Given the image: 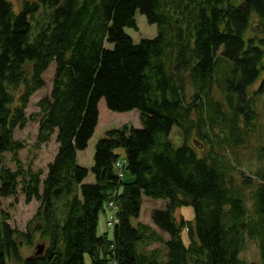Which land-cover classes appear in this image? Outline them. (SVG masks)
I'll return each instance as SVG.
<instances>
[{"label":"trees","instance_id":"16d2710c","mask_svg":"<svg viewBox=\"0 0 264 264\" xmlns=\"http://www.w3.org/2000/svg\"><path fill=\"white\" fill-rule=\"evenodd\" d=\"M138 12L158 33L137 43L126 28H138ZM253 13L264 32V0H26L20 11L0 0V200L22 182L27 200L41 202L24 239L31 244L38 233L47 243L42 255L21 259V233L0 209V264L13 255L21 264H86V257L91 264H254L241 258L247 239L257 242L264 264V138L260 166L251 176L241 171V182L234 177L237 154L235 164L217 150L244 143L249 129L237 125L240 115L253 130L257 112L249 90L262 74L264 91V35L246 36ZM53 63V89L39 103L38 143L56 135L59 148L41 181V171L12 170L2 161L24 148L15 130L26 126L30 99ZM214 89L228 103L238 99L225 144L204 129L223 114ZM101 100L115 112L138 110L142 127L108 131L87 168L78 154L99 126ZM192 112L199 115V136L211 145L204 156L185 137L179 147L171 140L174 126L185 135L194 128ZM118 149L129 182L117 175ZM90 172L95 182H85ZM143 196L168 200L165 210L152 213L155 227L131 223ZM111 200L118 222L112 234L99 233L101 213L113 212ZM182 206L193 207L194 222L177 220ZM153 243L164 244L165 257L157 248L140 249Z\"/></svg>","mask_w":264,"mask_h":264},{"label":"rangeland","instance_id":"374dc122","mask_svg":"<svg viewBox=\"0 0 264 264\" xmlns=\"http://www.w3.org/2000/svg\"><path fill=\"white\" fill-rule=\"evenodd\" d=\"M16 11H20L24 1L26 0H10ZM29 2H38L39 0H27ZM244 0H229L233 5H239ZM253 19V20H252ZM136 20L138 28H126V32L134 39L135 42H140L144 38H154L158 33V27L155 24H150L145 15H142L140 12L136 15ZM252 28L247 33V38L253 37H263V27L260 24L258 16L253 13L252 17ZM55 64H51L48 70L44 73L45 86L37 90L30 99L28 107L26 109V114L28 122L24 127H18L15 130V139L17 141L24 143V148L19 151L18 156L12 153H5L3 155V164L10 167L12 170H18L21 168L24 172L34 171L40 173L41 181H43L48 172V166L57 154L59 144L56 141V135L46 144L38 143V134L40 129V121L42 118L40 101L50 95L53 89V82L55 76ZM263 79V74L259 78V81L249 90L250 96L254 97V105L256 110V119L254 123V128L250 131L251 125L247 123L245 117L240 115L237 119V125L241 131L248 130L243 135V141L240 146L229 147L226 144V148L219 149L220 152L224 151L228 159L233 160L237 164V158L233 153L237 154L240 164L238 165V171L234 173V177L237 182H241V171H244L245 175L251 176L252 173L260 166L261 161L258 158L257 147L259 143L264 138V91H259L260 81ZM192 89H190L191 92ZM214 101L221 105L222 115H219L214 119L210 125L205 126V130L209 131V135L214 139L215 142L225 144L222 142V139H228L227 133L229 131L228 125L235 115V110L233 106H237L238 99L236 96L232 98V102L228 103L224 93L213 90L212 93ZM100 111V122L99 126L95 131V134L89 141L88 147L80 151L78 154V162L80 165L91 168L94 164V156L96 152V145L99 140L106 136L107 132L114 129H122L125 126L141 128L142 124L140 121V114L138 110L130 112H115L109 110L106 106L104 100H101L99 103ZM191 116L194 121V128L190 129L188 135L184 134V131L179 126H174L171 132V140L173 141L176 147H179L184 142V137L188 140V143L193 146L199 155L204 156L207 152L211 150V145L209 146L207 142L201 139L199 136L198 130H196L197 123L199 122V115L196 112H192ZM117 152L121 155V158H124L125 152L123 149H118ZM124 181L129 182L132 180V175L124 169ZM95 175L93 172H90L85 182H95ZM246 193L250 191L246 189ZM116 205V204H115ZM168 205V200L165 199H154L148 196H143V204L141 208V214L139 217H133L131 223L135 227H139L140 223L151 224L155 227L152 220V213L154 210H165ZM41 202L33 199L28 201L26 194L23 192V183L20 182L17 193L13 196L1 198L0 200V209L6 214L9 218L8 222L12 227L17 229L21 234L17 236L19 251L21 259L27 258L29 256H34L37 252V246L39 244H44L45 248L47 246L46 240L42 239L40 234H34L31 244L27 243L29 240L24 239V235L28 232L33 231L34 220L37 216V213L40 209ZM117 207V206H116ZM114 211L102 212L99 220V233L107 232V227L110 229L109 232L112 234V227H109L108 222L111 220L115 221ZM175 217L178 221L190 220L194 222L195 213L194 209L191 206H182L175 211ZM107 223V225H106ZM158 229V228H157ZM158 234L162 235L164 239L168 238V233H165L158 229ZM23 236V237H22ZM183 239L187 243L186 231H183ZM27 243V244H26ZM153 248L160 250V254L165 257L166 249L163 243H153L150 246L143 247L141 250L149 251ZM241 258L248 263L262 264L260 252L258 249L257 242L254 240H248L245 243V248L241 253ZM9 264H21L18 258L14 255L9 259ZM86 264H91L89 257H86Z\"/></svg>","mask_w":264,"mask_h":264},{"label":"built area","instance_id":"2783aa9c","mask_svg":"<svg viewBox=\"0 0 264 264\" xmlns=\"http://www.w3.org/2000/svg\"><path fill=\"white\" fill-rule=\"evenodd\" d=\"M127 165H128V161H127V159L126 158H121V159H117V161H116V163H115V166H116V169H117V175H118V177L119 178H123V176H124V173H123V171H124V169L126 170V168H127ZM109 205H110V208L114 211V218H115V221H109L108 222V225H109V227H114V225L118 222V219H117V213H116V211H117V207H116V205H115V201L114 200H111L110 202H109ZM110 264H117V262L114 260V261H111L110 262Z\"/></svg>","mask_w":264,"mask_h":264},{"label":"water","instance_id":"95a60500","mask_svg":"<svg viewBox=\"0 0 264 264\" xmlns=\"http://www.w3.org/2000/svg\"><path fill=\"white\" fill-rule=\"evenodd\" d=\"M45 251V245L44 244H39L37 246V252L36 255H42Z\"/></svg>","mask_w":264,"mask_h":264},{"label":"crops","instance_id":"0c3cea01","mask_svg":"<svg viewBox=\"0 0 264 264\" xmlns=\"http://www.w3.org/2000/svg\"><path fill=\"white\" fill-rule=\"evenodd\" d=\"M151 225V224H150Z\"/></svg>","mask_w":264,"mask_h":264}]
</instances>
